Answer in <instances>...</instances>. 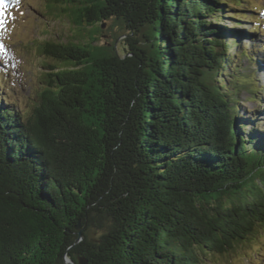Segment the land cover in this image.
I'll use <instances>...</instances> for the list:
<instances>
[{
    "label": "trees",
    "instance_id": "1",
    "mask_svg": "<svg viewBox=\"0 0 264 264\" xmlns=\"http://www.w3.org/2000/svg\"><path fill=\"white\" fill-rule=\"evenodd\" d=\"M239 2L46 1L80 35L42 46L66 64L47 66L29 115L0 90V264L251 260L264 139L238 114L256 83L219 24L241 21L228 13Z\"/></svg>",
    "mask_w": 264,
    "mask_h": 264
},
{
    "label": "rangeland",
    "instance_id": "2",
    "mask_svg": "<svg viewBox=\"0 0 264 264\" xmlns=\"http://www.w3.org/2000/svg\"><path fill=\"white\" fill-rule=\"evenodd\" d=\"M46 1L5 0L3 6H0V84L3 85L0 90L9 97L16 110H20L25 116L29 115L37 104V97L42 88V77L47 66L60 68L66 64L65 61L50 60L43 56L40 52L42 46L47 42L77 41L79 39L77 35H80L70 24L68 17L58 10L48 8ZM230 6L229 16L239 14L242 16L241 21L236 22L226 17L219 24L226 29L235 30L234 33L224 34L226 40L233 39L237 44L231 49L230 54H236L240 50L245 52L247 57L239 56L240 59L237 61L240 67L239 73L252 78L257 90L254 94L246 89L239 91L237 111L242 118L254 119L253 124L249 123L247 128L255 129L256 138L259 144H262L264 139V0H240L236 8L233 4ZM211 20V17L207 18L208 22ZM256 20H259V24ZM112 30L119 36L115 42L117 52L121 55L129 52L126 47V38L120 36L124 31L120 30L118 25ZM243 31L248 39L241 36L245 35ZM98 39L97 32L94 45L99 43ZM250 57L253 60L248 59ZM226 80L229 78L226 77ZM212 260L215 262L206 264H264V242L261 243L257 252L251 253L249 261L240 259L239 255L223 257L219 261L216 258ZM64 262L69 263L68 259Z\"/></svg>",
    "mask_w": 264,
    "mask_h": 264
},
{
    "label": "water",
    "instance_id": "3",
    "mask_svg": "<svg viewBox=\"0 0 264 264\" xmlns=\"http://www.w3.org/2000/svg\"><path fill=\"white\" fill-rule=\"evenodd\" d=\"M104 27H105V25L103 24L102 26H101V28L102 29H104ZM256 182H258V181H256ZM81 238V236H80V234L78 235V239H80ZM68 264H73V262L72 261H70V260H68ZM78 264H85V261L82 259V258H79V260H78Z\"/></svg>",
    "mask_w": 264,
    "mask_h": 264
},
{
    "label": "snow or ice",
    "instance_id": "4",
    "mask_svg": "<svg viewBox=\"0 0 264 264\" xmlns=\"http://www.w3.org/2000/svg\"><path fill=\"white\" fill-rule=\"evenodd\" d=\"M4 3H5V0H0V6H3Z\"/></svg>",
    "mask_w": 264,
    "mask_h": 264
}]
</instances>
